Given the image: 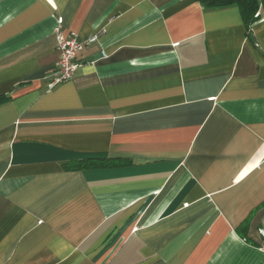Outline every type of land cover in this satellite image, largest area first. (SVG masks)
Returning a JSON list of instances; mask_svg holds the SVG:
<instances>
[{
	"label": "crops",
	"instance_id": "1",
	"mask_svg": "<svg viewBox=\"0 0 264 264\" xmlns=\"http://www.w3.org/2000/svg\"><path fill=\"white\" fill-rule=\"evenodd\" d=\"M258 13L0 0V264H264ZM57 31L96 41L48 90Z\"/></svg>",
	"mask_w": 264,
	"mask_h": 264
},
{
	"label": "built area",
	"instance_id": "2",
	"mask_svg": "<svg viewBox=\"0 0 264 264\" xmlns=\"http://www.w3.org/2000/svg\"><path fill=\"white\" fill-rule=\"evenodd\" d=\"M61 21L58 20L60 25ZM96 41V37H91L88 40H81L77 35L70 34L68 37H63L57 31V51L58 61L56 70L47 87L48 90L63 84L72 79L77 70L78 64L76 62L77 55L83 50L84 46Z\"/></svg>",
	"mask_w": 264,
	"mask_h": 264
},
{
	"label": "trees",
	"instance_id": "3",
	"mask_svg": "<svg viewBox=\"0 0 264 264\" xmlns=\"http://www.w3.org/2000/svg\"><path fill=\"white\" fill-rule=\"evenodd\" d=\"M207 8H224L229 6H237L240 11L242 20L246 25L247 31H250V27L259 19L258 9L261 7L264 11V0H201ZM6 98L0 97V103ZM98 162V163H97ZM107 161L100 160H81L68 164L65 168L72 171H79L86 167H102L106 166ZM246 225L240 226L237 232L241 235H245Z\"/></svg>",
	"mask_w": 264,
	"mask_h": 264
}]
</instances>
